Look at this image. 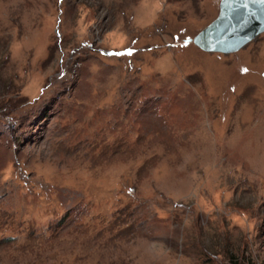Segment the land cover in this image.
Instances as JSON below:
<instances>
[{"label": "rangeland", "instance_id": "374dc122", "mask_svg": "<svg viewBox=\"0 0 264 264\" xmlns=\"http://www.w3.org/2000/svg\"><path fill=\"white\" fill-rule=\"evenodd\" d=\"M220 0H0V264H264V30Z\"/></svg>", "mask_w": 264, "mask_h": 264}, {"label": "water", "instance_id": "95a60500", "mask_svg": "<svg viewBox=\"0 0 264 264\" xmlns=\"http://www.w3.org/2000/svg\"><path fill=\"white\" fill-rule=\"evenodd\" d=\"M264 30V0H220L217 16L194 37L204 51L237 50Z\"/></svg>", "mask_w": 264, "mask_h": 264}, {"label": "trees", "instance_id": "16d2710c", "mask_svg": "<svg viewBox=\"0 0 264 264\" xmlns=\"http://www.w3.org/2000/svg\"><path fill=\"white\" fill-rule=\"evenodd\" d=\"M233 264H250V263H237L236 261H234Z\"/></svg>", "mask_w": 264, "mask_h": 264}]
</instances>
